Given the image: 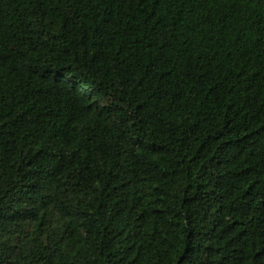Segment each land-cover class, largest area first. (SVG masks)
I'll use <instances>...</instances> for the list:
<instances>
[{
  "label": "trees",
  "instance_id": "trees-1",
  "mask_svg": "<svg viewBox=\"0 0 264 264\" xmlns=\"http://www.w3.org/2000/svg\"><path fill=\"white\" fill-rule=\"evenodd\" d=\"M0 264H264V0H0Z\"/></svg>",
  "mask_w": 264,
  "mask_h": 264
}]
</instances>
